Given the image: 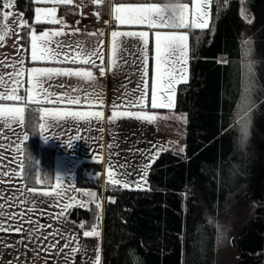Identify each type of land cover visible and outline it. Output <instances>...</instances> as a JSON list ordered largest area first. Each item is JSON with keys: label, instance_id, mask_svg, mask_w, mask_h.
<instances>
[{"label": "trees", "instance_id": "obj_1", "mask_svg": "<svg viewBox=\"0 0 264 264\" xmlns=\"http://www.w3.org/2000/svg\"><path fill=\"white\" fill-rule=\"evenodd\" d=\"M36 5L16 0L26 20L20 31L26 48L33 26L40 31L52 25L33 22ZM211 5L210 26L188 32V80L176 88L174 111L186 117L183 150L160 152L149 167L145 189L103 185L100 163L77 168L79 186L95 188L98 195L103 188V202L69 211L83 229L102 226L100 264H264V0H245L251 21L240 15L241 0H212ZM2 11L0 0V35L8 33ZM87 11L105 17L107 0ZM59 12L77 16L79 8L59 5ZM244 58L252 64L247 91ZM244 97L250 107L246 138L238 123ZM0 103L25 108L29 139L22 160L28 168L32 157L38 161L35 170L54 180L55 152L41 146L34 127L39 105ZM238 133L244 139L239 146ZM23 183L33 190L54 185Z\"/></svg>", "mask_w": 264, "mask_h": 264}, {"label": "crops", "instance_id": "obj_2", "mask_svg": "<svg viewBox=\"0 0 264 264\" xmlns=\"http://www.w3.org/2000/svg\"><path fill=\"white\" fill-rule=\"evenodd\" d=\"M160 3L162 2L156 0L137 2L107 0V12L104 18L110 22L108 27L92 30L82 25L75 27L74 24L64 27L57 24L49 27V29L56 28L64 31L65 34L69 32V34L58 35L46 43L53 48L48 47L55 54L54 56L30 60L32 53L30 50L27 52L25 77L22 82L24 89L21 90L22 92L20 91L24 99L22 103L39 105V110L100 111L103 116L99 120L93 118L90 122H75L77 126L79 124L85 125L79 130L72 126L73 122L65 121L62 123L67 124L66 129L51 127L43 133L49 139L45 141L41 136V146L53 149L55 152V179L57 177L63 179L59 186L54 182L51 190L27 189L22 178L10 175L19 167L22 154L9 150V144L15 143L13 136L19 134L22 129L19 126H13L11 129H7V135H5L6 128H0V145H2L0 146V174L3 176L0 179V200L5 202L7 214V220L0 221V223H3L5 229H9L0 230V264L83 263L79 251L86 237L84 233L91 230L81 228L78 226L80 223L78 225L75 223L70 228H61L60 223L53 224L52 227L53 221L46 223L44 216L41 219L43 228L38 230L35 228L34 214L31 216L33 212L28 208V202H33L32 199L39 193H56L59 191L64 193L66 197H73L72 194L77 189L87 188L76 183L77 168L82 163L102 164L103 185L108 182L121 186V182L117 184L113 181L122 180L120 177L122 169H126L124 173H128V180H133V177L129 176L130 170L134 171L139 168V162L146 158L144 160L136 159L131 155V152H128L125 144L131 140V143L135 142L138 147H141L143 143L145 145L146 140H150L155 145L154 138L156 137L155 133L149 131V125L148 128L145 127L144 120L135 117L136 115L151 116V114L157 116V112L164 110L151 109L149 102L148 109L130 107L128 106L130 99L124 98L122 92L130 87L136 89L139 82L141 84L146 83L151 88L154 61L152 41L154 34L161 32L162 29L144 24L121 23L115 19L113 6H150L152 4L161 5ZM87 13L97 16L93 12L88 11ZM48 24L54 23L48 22ZM114 31L121 34L115 40L118 45L116 52H113L114 41L111 35ZM141 33L145 34L146 44L140 39ZM83 38L86 39L81 42ZM101 43H103V49H100ZM81 48L85 50L95 49L97 55L93 56L89 63H83ZM101 57L103 63H101ZM101 67L104 68L103 74L100 72ZM34 69L52 70L50 77H39L42 84L38 85L35 91H33ZM57 71H90L93 77L86 79L63 74L57 75ZM69 97H79L80 103L69 104ZM89 100L93 101L91 105L88 103ZM5 107L22 106L0 103V108ZM113 113L117 114L115 118ZM123 118H126L124 127ZM76 135H80L82 139L79 141L72 139ZM70 140L73 144L71 148L67 147ZM144 145L143 149H145ZM153 147L150 151H153ZM13 157H17V159H13ZM13 196L16 197L15 200L12 199ZM98 197L103 202V188ZM16 228H20L21 231H15ZM97 230L101 240L102 226ZM38 240L43 241L44 249L36 251L34 242ZM73 248L76 251H72Z\"/></svg>", "mask_w": 264, "mask_h": 264}, {"label": "rangeland", "instance_id": "obj_3", "mask_svg": "<svg viewBox=\"0 0 264 264\" xmlns=\"http://www.w3.org/2000/svg\"><path fill=\"white\" fill-rule=\"evenodd\" d=\"M38 5L35 6L33 10V22L34 23H48V17L46 13L50 12L52 9H55V21H60L61 23L51 22L54 23L50 26L43 27L40 31L33 26L29 32V43L28 48L24 47L20 42V31L21 28L26 25V20L24 19L23 15L16 9V0H3V11H2V22L4 23L6 30L8 33L1 34L3 39H0V101L8 100L14 102H23V96L20 94V91L24 89L23 81L25 77V62L27 52L30 50L32 53V37L33 36H44L46 33L48 34L45 37L46 43L48 41H52V38H56L58 35H64L65 32L59 29H54L49 27L56 26L57 24L68 27L75 24L81 26L80 24V17L82 15L88 16L90 15L87 13V9L91 4H97V0H73L71 4H60L56 3L55 0H33ZM128 2V1H126ZM162 2L161 5L156 4L157 7L161 8L162 11L160 13L161 16L164 17V21L166 22H158L154 26L150 27H160L162 29L161 32H157L154 34L153 38V83L151 88L146 84L136 85V89L134 87H130L129 89H125L122 92L123 97L129 98L130 101L128 102V106L130 107H139L140 109L146 108L148 109V104H151L153 101V95L158 99H163L165 101L164 106H157L156 109L164 110L157 112V116L151 114V116L155 117L153 122L149 123L147 120H144L143 123L145 127L148 128L151 133H155L156 137L154 138L155 145L152 141L146 140L145 141V149H143V145L138 147L137 143H131V140L125 144L126 149L128 152H131V155L136 159H145L144 161L139 162L140 167L136 170H130V175L133 177V180H128V173H124L126 169H122L120 171V177L122 178L121 186L123 188L128 189H145L148 187L147 183V174L150 165L154 161V159L160 154V152L164 150H176L182 151L185 144V121L186 117L185 114L182 112L174 111L175 99H176V88L181 82H186L188 80V55H189V45L188 39L189 35L188 32L191 29H201L198 26L192 25V20L195 16V9L194 3L195 0H192L189 3L188 11L185 14V22L186 26L183 28H178L174 25L172 20L167 18V14L164 10L165 5L171 6L170 0L165 1H157ZM212 0H208V6L204 9L208 12L207 16V26L204 27L208 28L212 22ZM245 0H241V7H240V15L246 21L252 20L251 13L245 7ZM5 5H9L5 7ZM59 5H73L79 8V13L77 16H66L61 15L59 12ZM115 5L113 6V9ZM37 9L40 10L39 14L37 13ZM115 14V13H114ZM39 15V19H38ZM178 15V12H176ZM97 18H102L105 20V25L108 27L110 22L108 19L100 16H96ZM146 26H149L148 23H142ZM83 27H87L88 29L97 30L91 24L82 25ZM166 30V31H165ZM69 34L67 32L65 35ZM157 34L160 35H185L188 39L185 41L186 48L184 53V58L180 63L176 64L177 75H180L179 69H183L182 75L184 76V81H180L174 85V87L170 90V92H166L162 87L157 88V80H158V61H157V51H156V36ZM86 38L81 39L83 40ZM43 43V42H42ZM47 47L53 49L50 45L46 44ZM81 46V43H80ZM100 49H103V43L100 45ZM163 56V52L161 53ZM32 60V57H30ZM219 62H225V58L219 59ZM249 60L244 58L243 60V70H244V78H245V86H247V78H248V68L247 65L249 64ZM252 65V64H251ZM169 64H159L160 74L164 75V69L168 68ZM247 77V78H246ZM167 82V78L161 81L162 84ZM16 89V95L21 97L20 100H16L14 97L9 99L12 95V89ZM168 95L172 97V103L169 107L167 105V98ZM143 96V101L141 103H136V101L140 100V97ZM149 102V103H148ZM126 118H123V127L126 125ZM240 129V125H239ZM127 133V131H126ZM153 147V151H150L151 147ZM148 157V158H147ZM129 172V170H128ZM131 182V183H130ZM125 184L128 186L126 187ZM66 192H69L66 190ZM71 193L73 191H70ZM70 193V194H71ZM76 193V194H75ZM72 194L73 197H66L64 193H61L60 196H57L54 192H50L47 195L45 193H39L32 199L33 202H28V208L32 210L31 216L34 214V223L35 228L41 230L42 227V216L45 217V222H52L53 224H59L60 227L70 228L73 227L74 224L78 225L80 223L81 228L84 226L82 221H74L70 218L69 211L73 208H87L90 203H99L101 200L98 197V192L95 188L87 187L77 189L76 192ZM85 193H95V197L85 195ZM67 195V193H65ZM30 201V200H29ZM49 231V230H47ZM92 231V230H91ZM90 231V232H91ZM98 232V230L96 229ZM40 232V231H39ZM42 234V232H40ZM41 237V236H39ZM47 239V236H45ZM45 240V239H44ZM35 250H42L44 249V244L42 240L35 241ZM81 260L83 261L82 264H100L101 263V256H102V234L100 240V234L86 236L84 242L82 243L81 249L79 251ZM97 257L99 259L97 260Z\"/></svg>", "mask_w": 264, "mask_h": 264}, {"label": "snow or ice", "instance_id": "obj_4", "mask_svg": "<svg viewBox=\"0 0 264 264\" xmlns=\"http://www.w3.org/2000/svg\"><path fill=\"white\" fill-rule=\"evenodd\" d=\"M56 3L60 4H71L73 0H55ZM97 2H100V0H97ZM192 0H170V3L178 9V15H175L171 20L174 23V25L178 28H183L186 26L185 22V14L188 11L189 3H191ZM9 5H5V7H8ZM208 6V0H195L194 3V9H195V16L192 20L193 26H198L199 28L203 29L207 26V16L208 12L204 9ZM162 9L157 7L155 4H152L150 6H121V7H115L113 9V12L115 13V19L120 21L121 23H127V24H142V23H148L149 26H154L158 22H166L164 21V17L160 15ZM40 10L37 9V13L39 14ZM46 16L48 17V22H56L61 23L60 21H55V9H52L50 12L46 13ZM39 19V15H38ZM2 27V26H0ZM48 34L46 33L44 36H33L32 37V59L38 60V59H44L48 56H54L55 54L51 52V50L46 46V40L45 37ZM113 37V52H116L118 45L115 43L116 37L120 36L121 34L118 32H112ZM127 35V34H125ZM143 33L140 34V39L143 41V43H147L146 40H144ZM0 39H3V36L0 35ZM188 39L185 35H160L157 34L156 36V51H157V61H158V80H157V88H163L166 92H170V90L174 87V85L180 81L184 80V76L182 75L183 69H179L180 75H177V69L176 64L180 63V61L184 58L185 48L186 44L185 41ZM43 42V43H42ZM163 52V56L161 53ZM81 58L83 63H89L91 58L95 55H97V52L95 49L91 50H85L83 48L80 49ZM84 57H87V59H84ZM250 60V57H249ZM101 63H103L102 57H101ZM169 64L168 68L164 69V75L160 74L159 70V64ZM95 66V65H94ZM248 68V74L251 76V69L252 65L249 62L247 65ZM52 70L43 71L34 69L33 70V91L36 90V87L38 85H41L42 82L40 81L39 77L41 76H49ZM101 74L104 73V68H100ZM57 75H68V76H77V77H84L86 79H92L93 74L90 71L86 72H56ZM165 76L167 78V82L162 84L161 81L165 79ZM245 91H247V86H245ZM15 98L16 100H20L21 97L16 95V89H12V95L10 97H7L9 99ZM3 97H0L2 99ZM62 99V98H61ZM87 99V98H86ZM143 101V96L140 97V100L136 101V103H141ZM69 104H79L80 98L79 97H69L68 98ZM88 103L91 105L93 101L89 100ZM102 103V101H100ZM172 103V97L171 95H168L167 98V105L170 107ZM165 101L163 99H158L155 96V93L153 95V101H152V107L155 108L158 105L164 106ZM30 110V109H29ZM250 111V107H248V99L247 97L242 98L240 107H239V118L238 123L240 125V131L242 133V137L246 138L248 135V114ZM37 116V121L35 124V128L39 129L40 134L42 136V139L47 141L49 139L48 136L43 135L44 132H47L51 127H60L61 129H66L67 124L62 123L65 121H71L73 122L72 126L77 127V130L79 128H83L84 124L76 125L75 122L83 121V122H90L93 118L96 120H99L103 113L100 111L91 112V111H70V110H44L40 109L39 112L35 113ZM117 114L113 113V117L115 118ZM51 118V119H48ZM136 119L139 120H147L149 123L153 122L155 117L153 116H141L136 115ZM43 121V122H41ZM13 126H19L22 131L13 136L14 144H9V150H12L18 154L23 153L22 146L24 145V142L29 139V136L26 134L27 129L25 128V108L24 107H5L0 108V128H6L5 135H7V129H11ZM90 127V123H89ZM242 138L241 143L244 142V139ZM72 139L74 140H81L82 137L80 135L74 136ZM2 146V145H0ZM73 146L71 140L67 143V147L71 148ZM109 147H111L109 145ZM13 159H17V157H13ZM32 160V165L28 168L25 167L24 161L22 159L19 160V167L14 170L10 175L16 177H20L22 179H25L27 181H32L36 184H45V185H52L53 181L57 186H59L63 179L61 177H57L55 180H50L47 176H41L38 171L35 169L37 168L38 161L30 158ZM111 176V174H110ZM3 176L0 174V179H2ZM113 183H120L119 180H114ZM127 187L128 185L125 184ZM48 193H45L47 195ZM57 196H60L61 193L57 191L55 193ZM85 195H89L92 197H95V193H85ZM12 199H16L15 196L12 197ZM97 208L100 207L99 204L96 205ZM7 220V214L5 212V202L3 200H0V221H6ZM0 230H9L5 229L3 226V223H0ZM15 231H21L20 228H16ZM85 236L90 235H99V232L96 231L95 228L91 232H85ZM72 251H76L75 248L72 249ZM99 257H97V260Z\"/></svg>", "mask_w": 264, "mask_h": 264}, {"label": "built area", "instance_id": "obj_5", "mask_svg": "<svg viewBox=\"0 0 264 264\" xmlns=\"http://www.w3.org/2000/svg\"><path fill=\"white\" fill-rule=\"evenodd\" d=\"M81 25L91 24L94 28L104 29L106 27L105 20L102 18H97L95 15L90 14L88 16L82 15L80 18Z\"/></svg>", "mask_w": 264, "mask_h": 264}, {"label": "clouds", "instance_id": "obj_6", "mask_svg": "<svg viewBox=\"0 0 264 264\" xmlns=\"http://www.w3.org/2000/svg\"><path fill=\"white\" fill-rule=\"evenodd\" d=\"M164 10H165V12L167 14V18L169 20H171L176 15V12L178 11V9H176L173 5H171V6L165 5ZM241 141H242V138L238 133V135L236 137V143L238 146L241 144Z\"/></svg>", "mask_w": 264, "mask_h": 264}]
</instances>
